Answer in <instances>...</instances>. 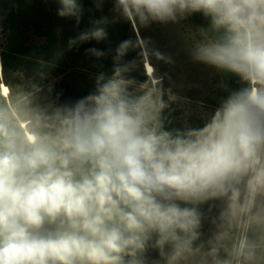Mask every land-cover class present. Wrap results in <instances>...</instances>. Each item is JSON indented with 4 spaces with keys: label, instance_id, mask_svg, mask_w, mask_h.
I'll return each mask as SVG.
<instances>
[{
    "label": "clouds",
    "instance_id": "9594fccd",
    "mask_svg": "<svg viewBox=\"0 0 264 264\" xmlns=\"http://www.w3.org/2000/svg\"><path fill=\"white\" fill-rule=\"evenodd\" d=\"M55 2L80 23L81 0ZM115 6L143 26L202 15L207 39L192 60L244 86L202 126L167 129L180 98L154 77H128L125 41L112 74L74 102L52 99L40 72L0 92V264H264V0ZM106 24L93 21L69 48L107 39Z\"/></svg>",
    "mask_w": 264,
    "mask_h": 264
},
{
    "label": "trees",
    "instance_id": "16d2710c",
    "mask_svg": "<svg viewBox=\"0 0 264 264\" xmlns=\"http://www.w3.org/2000/svg\"><path fill=\"white\" fill-rule=\"evenodd\" d=\"M81 2L84 11L77 24L74 19L57 15L59 5L55 0H0V92L1 86L8 93L9 87L22 82L25 76L40 72L46 75L43 83L52 86V99L58 98L60 103L74 102L95 90L99 73L112 74L115 50L125 41L130 48L122 63H135L127 73L129 78L138 84L147 81L150 77L143 68L147 61L153 68L152 77L160 80L165 89L188 90L200 98V109L193 110L187 118H182L171 104L164 112L167 129L202 126L205 115L211 113L222 98L244 86L237 76L213 68L206 83L188 77V65L181 69L166 65L165 72L158 75L154 52L159 51L167 57L168 44L175 34L188 49L197 43L196 36L198 42L207 39L201 27H207L208 21L202 15L194 14L175 24L153 22L143 26L124 18L116 10L115 0H102L99 7L95 0ZM101 18L107 20V39L69 48V39L89 29L93 21ZM89 48H97L106 55L97 58L87 51ZM165 61L164 64H168ZM180 74L184 76L181 78ZM149 255L155 257L156 253L150 252Z\"/></svg>",
    "mask_w": 264,
    "mask_h": 264
},
{
    "label": "rangeland",
    "instance_id": "374dc122",
    "mask_svg": "<svg viewBox=\"0 0 264 264\" xmlns=\"http://www.w3.org/2000/svg\"><path fill=\"white\" fill-rule=\"evenodd\" d=\"M178 34L173 36V40L168 45V56L165 57L164 54L161 55L160 52H154L153 61L155 63L157 73L160 76L167 69L166 65L174 66L175 69H181L183 65H188V77H195L200 83L207 82L208 74L211 67L206 65L194 62L190 55V49L186 47L185 43L177 37ZM198 43V36L195 37ZM158 41V40H157ZM160 43V41H159ZM167 60L168 64H164ZM171 60V61H170ZM145 72V70H144ZM146 74V73H145ZM183 74H180L179 77H183ZM149 77V76H148ZM155 81H153L154 83ZM172 92L176 93L180 98L178 102L172 103L177 109L179 115L182 118H187L193 110L200 109L199 96L197 94H192L188 90H180L170 88ZM204 231H208V225L205 224Z\"/></svg>",
    "mask_w": 264,
    "mask_h": 264
},
{
    "label": "bare ground",
    "instance_id": "6f19581e",
    "mask_svg": "<svg viewBox=\"0 0 264 264\" xmlns=\"http://www.w3.org/2000/svg\"><path fill=\"white\" fill-rule=\"evenodd\" d=\"M143 68L145 70L146 75L152 77L153 68L147 61H145ZM1 92H3L6 95L7 89L4 86H1Z\"/></svg>",
    "mask_w": 264,
    "mask_h": 264
}]
</instances>
